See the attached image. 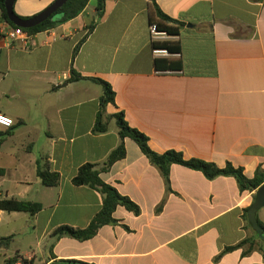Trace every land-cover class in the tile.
Wrapping results in <instances>:
<instances>
[{"label": "crops", "instance_id": "obj_1", "mask_svg": "<svg viewBox=\"0 0 264 264\" xmlns=\"http://www.w3.org/2000/svg\"><path fill=\"white\" fill-rule=\"evenodd\" d=\"M54 1L16 0L14 11L32 18ZM97 6L90 0L78 17L34 35L30 50L1 54L0 112L15 124L0 126V201L38 202L42 210L33 217L0 210V235L14 236L10 248H0V264L16 254L50 264L52 252L89 264H264V240L244 219L257 190L242 192L234 177L208 180L174 164L167 192L160 170L131 138L126 157L101 176L141 214L119 206L118 225L88 241L52 239L61 226L86 228L100 211L101 193L73 179L87 163L103 165L121 142L116 119L107 132L94 131L104 90L91 78L116 93L106 114L123 112L153 151L231 163L248 178L264 171V0H158L183 23L179 36L164 40L179 42L181 53L168 56L152 47L150 26L159 21L152 2L105 0L100 19ZM0 27L9 28L1 9ZM157 58L180 59L182 70H157ZM73 71L85 79L71 82ZM44 157L60 174L57 186L37 175ZM257 216L264 224V207ZM248 238L255 241L249 253L247 245L217 259Z\"/></svg>", "mask_w": 264, "mask_h": 264}, {"label": "trees", "instance_id": "obj_2", "mask_svg": "<svg viewBox=\"0 0 264 264\" xmlns=\"http://www.w3.org/2000/svg\"><path fill=\"white\" fill-rule=\"evenodd\" d=\"M149 1L154 5L155 12L159 18V21L154 23L157 25L159 31L166 32L169 36H179L180 27L183 25V23L164 14L157 6L158 0ZM89 2L90 0H69L54 16L49 18L44 23L30 29H23L32 35H36L46 30L56 28L57 26L78 17L88 6ZM97 7L99 12L98 17L100 19L105 9V0H98ZM0 9L3 12V16L6 21L10 25L15 26L8 19L5 9V0H0ZM92 28L93 26L89 28L90 32L92 31ZM152 47L154 49H166L170 54L181 53V46L179 42L152 41ZM78 48L79 46H77L75 50L74 58L78 52ZM155 67L157 70L163 69L165 71H181L182 62L180 59L175 60L169 58H157L155 60ZM81 79L85 78L76 71H73L70 81L74 82ZM90 80L100 84L104 90L94 131L98 134L107 132L110 121L112 119H116L117 125L119 127L121 142L119 146L110 154L103 165L87 163L79 168L77 175L73 179L74 185L88 186L101 193L103 202L100 211L95 215L91 223L86 228H75L68 225L57 228L51 235L52 239H54V242L61 239L62 237H70L81 242L88 241L95 237L102 227L106 225H118L119 221L115 218L114 213L119 206L125 207L128 211L134 213L136 216L141 214V207L137 203H135L129 197L122 195L115 187L106 183L101 176L103 172L108 171L116 162L126 157V138H131L134 140L140 147L142 153L152 163V165L156 166L160 170L166 184L167 192L172 190L170 186V170L174 164L200 171L208 180H214L222 176L234 177L238 182L240 191L242 192L247 190L255 191L264 184V171L262 170H258L254 178H248L244 174V170L242 168H237L231 163H228L225 167H219L213 162H208L198 158L186 159L181 152L176 150H169L162 154L153 151L149 146V138L139 130L130 127V125L125 120V115L123 112L113 115L106 114L107 105H115L116 93L112 86L102 79L91 78ZM4 174L5 170L0 168V176ZM37 175L40 178L42 184L48 187L57 186L60 182V174L52 170L50 163L45 157L37 161ZM164 204L165 200L157 208L158 213L162 211ZM0 210L8 213H26L33 217L42 210V205L38 202L10 198L0 201ZM248 211L249 208L244 211V219L248 222V225L252 227V224L249 222ZM258 223L264 229V224L259 219ZM126 229L129 228L126 226ZM255 233L258 236V233ZM13 240L14 236L4 237L0 235V248H10ZM254 243V240L248 238L235 246L226 247L225 250L217 257V259H220L228 252L241 249L247 245L251 246L249 250L246 251V253H249ZM52 247L53 245L51 246V251ZM51 258L52 262L50 264H89L78 260L57 259L53 252L51 253ZM19 261H21L22 264H34L32 260H27L20 254H16L13 257L7 258L5 264H17Z\"/></svg>", "mask_w": 264, "mask_h": 264}, {"label": "water", "instance_id": "obj_3", "mask_svg": "<svg viewBox=\"0 0 264 264\" xmlns=\"http://www.w3.org/2000/svg\"><path fill=\"white\" fill-rule=\"evenodd\" d=\"M69 0H55L48 8L41 13L28 19H23L18 16L14 11L16 0H5V9L10 22L15 26L30 29L36 27L49 18L54 16ZM264 207V184L256 191V199L253 205L249 208L248 218L252 224L253 229L258 233L259 237L264 240V229L259 225L257 214L260 209Z\"/></svg>", "mask_w": 264, "mask_h": 264}, {"label": "built area", "instance_id": "obj_4", "mask_svg": "<svg viewBox=\"0 0 264 264\" xmlns=\"http://www.w3.org/2000/svg\"><path fill=\"white\" fill-rule=\"evenodd\" d=\"M8 23V22H7ZM9 28L5 30L0 27V57L4 49L6 48H21L23 50H30L32 48V39L34 35L26 32L23 28L18 26H12L8 23ZM52 29L46 30L51 32ZM150 33L152 41H164L169 35L166 32L159 31L156 24H151ZM156 55L168 56L169 52L166 49H155ZM14 120L0 112V126L5 128H12L14 126ZM17 264H22L19 261Z\"/></svg>", "mask_w": 264, "mask_h": 264}]
</instances>
